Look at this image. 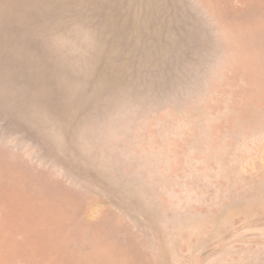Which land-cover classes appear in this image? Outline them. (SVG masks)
<instances>
[{
    "label": "rangeland",
    "instance_id": "1",
    "mask_svg": "<svg viewBox=\"0 0 264 264\" xmlns=\"http://www.w3.org/2000/svg\"><path fill=\"white\" fill-rule=\"evenodd\" d=\"M0 264H264V0H0Z\"/></svg>",
    "mask_w": 264,
    "mask_h": 264
}]
</instances>
